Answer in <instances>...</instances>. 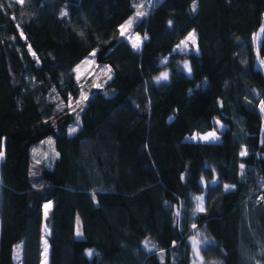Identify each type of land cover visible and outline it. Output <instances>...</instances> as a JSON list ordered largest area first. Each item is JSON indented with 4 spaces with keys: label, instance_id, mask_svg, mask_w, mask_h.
<instances>
[{
    "label": "trees",
    "instance_id": "1",
    "mask_svg": "<svg viewBox=\"0 0 264 264\" xmlns=\"http://www.w3.org/2000/svg\"><path fill=\"white\" fill-rule=\"evenodd\" d=\"M138 1L0 0V264L17 243L44 264L43 235L46 264H192L197 228L206 264H264V0H144L136 50L119 26ZM191 30L197 51H177ZM94 48L111 79L73 110ZM48 136L54 157L35 161Z\"/></svg>",
    "mask_w": 264,
    "mask_h": 264
},
{
    "label": "rangeland",
    "instance_id": "2",
    "mask_svg": "<svg viewBox=\"0 0 264 264\" xmlns=\"http://www.w3.org/2000/svg\"><path fill=\"white\" fill-rule=\"evenodd\" d=\"M137 6H141V7H139V9H138ZM148 8H149V2H145L144 0H139L135 4V11L133 13H131L128 16V18H126V20L122 23V24H125V22L128 21L130 18H135L134 23L131 26V28L127 29L125 35L122 36L131 44L132 47H133V42L136 40L137 37L140 38L141 42L143 40V36L134 30V25L137 22L138 18H140V17L136 18V12L138 10L143 11V12H147ZM263 27H264V16H263V19H262V22L260 24L258 31L253 35L254 47H255V51H256L255 66L259 67L262 70H264V64H261L260 60L264 59V55L261 54L259 49H260V44H261ZM191 32H193V30H191L189 33H191ZM119 33H120V26H119ZM189 33L182 40H180V42L176 45L177 51L182 52V53H187L191 50L197 51L196 42H195V45H193L190 40L186 41V38L188 37ZM182 41H186L187 47H185L183 44H181ZM141 42H140V46H141ZM140 46H139V48H140ZM134 49L137 50V48H134ZM94 51H95V55H96V48H94L74 68L75 76L78 79L81 87H80L79 96H77L76 98H74L70 101L69 107L73 110H75L80 105V103L82 101H84V99L81 98L82 92L87 97V95L89 94V92L92 89H98V88L103 89L105 87L107 80L109 79V75H111V72L110 73L108 72L109 66L107 64L98 63L96 61L95 56L93 58L90 55ZM165 59L166 58H164V60ZM77 66H79L78 72L76 71ZM161 73H167L168 74V71H162ZM161 73L158 76H160ZM95 85H100V87H96ZM77 101H81V102L79 104H77ZM259 109L261 110L260 105H259ZM262 113H263V111H262ZM78 125H79V119L73 121V123H71V125H70V128H77ZM217 125L220 128L223 127V123H221L219 121H217ZM210 132H215L216 136L218 137L217 140H219V133L215 129L204 131V132H194L190 135H187L186 139H191V137H193V136H205ZM49 139H51V141H52L51 144L48 143ZM191 140H198V139H191ZM201 141H204V140H201ZM54 149L55 148H54L53 137L48 136V137H46V139H43L37 145L32 147L33 158L35 161L44 160L46 162H50V159L52 157H54V155H55L56 150L54 151ZM56 154H57V152H56ZM198 197H202V196H198ZM48 203H49V201L45 202L44 205L48 204ZM44 205H43V210H45ZM249 210H250V208L248 207L247 212ZM247 212L245 211L246 214H247ZM253 236L257 240V237L255 235H253ZM188 239H189V242H190L191 247H192V264H206L204 258L202 257V254H201V247L204 245V242H205L201 229H199V228L194 229L193 234H191ZM45 241H46V239H45V236L43 235L42 236V250H41V262L42 263H44V261H45V255H44ZM194 241L196 242V248H194V246H193ZM257 243L258 244L261 243V240L259 238L257 240ZM21 247H22L21 243H17L14 247V253H13L14 264H21V259H22L21 258ZM260 250H261V246H260L259 251ZM248 254H249L248 262L250 263L252 261L251 260L252 257H251V254L249 251H248ZM208 264H212V263H208Z\"/></svg>",
    "mask_w": 264,
    "mask_h": 264
},
{
    "label": "snow or ice",
    "instance_id": "3",
    "mask_svg": "<svg viewBox=\"0 0 264 264\" xmlns=\"http://www.w3.org/2000/svg\"><path fill=\"white\" fill-rule=\"evenodd\" d=\"M16 2L17 3H20V4H23L24 0H16ZM2 7H3V5H0V8H2ZM137 7L139 9V7H141V6H137ZM192 9H193V11H195V9H196L195 0H193ZM145 14H146L145 12L138 10L136 12V18L142 17ZM61 15H67V13L66 12H61ZM134 20H135V18H130L128 21L125 22V24L120 25V34L122 36L125 35L127 29L131 28V26L134 23ZM21 35H22V33H21ZM187 40H190L192 42V44L195 45V42H196V34H195L194 31L191 32V33H189L188 37L186 38V41ZM186 41H182L181 42V44H183L185 47H187ZM140 42H141L140 41V38L137 37L136 40L133 42V48H137L138 49L139 46H140ZM90 55L94 58L95 51L92 54H90ZM260 63L261 64H264V59L260 60ZM184 68L187 69L189 72H191V68L189 67V65H188L187 62L184 63ZM76 71L77 72L79 71V66H77ZM108 72L110 73L111 70L108 69ZM167 77H168V74L167 73H161L160 76L156 77V80L159 82L161 80H166ZM109 79H111V75H109ZM95 86L96 87H100V85H95ZM81 98L82 99H86V96H85V94L83 92L81 93ZM80 102L81 101H77V104H79ZM260 107H261V110L264 111V101H261ZM77 119H79V117H77ZM75 131H76V128H70L69 129V134H72ZM191 139H198V140H204V141H213V140H217L218 137L216 136L215 132H210V133H208L205 136H193V137H191ZM48 143L49 144L52 143L51 139H49ZM241 155L242 156L243 155H246V152H243L242 151L241 152ZM3 158H4V152L2 150V144H0V160H2ZM241 168H243V165H241ZM229 187H231V186L225 185V189L226 190ZM196 199L198 201L197 210L198 211H204L203 197H197ZM260 199L261 200H264V196H261ZM50 207H51V202H49L48 204H45L44 205V208H45V217H47L48 209H50ZM45 231H47V226H45ZM76 234H77V236H81L82 235V233L79 231V229H77V233ZM193 246H194V248H196V242L195 241H194ZM46 254H47V242L45 241V248H44L45 261H44V264H46ZM87 255H89V256L93 255V250H91V249L87 250Z\"/></svg>",
    "mask_w": 264,
    "mask_h": 264
}]
</instances>
